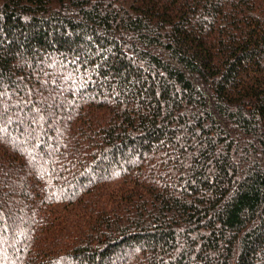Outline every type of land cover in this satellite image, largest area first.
Segmentation results:
<instances>
[{
    "label": "trees",
    "instance_id": "obj_1",
    "mask_svg": "<svg viewBox=\"0 0 264 264\" xmlns=\"http://www.w3.org/2000/svg\"><path fill=\"white\" fill-rule=\"evenodd\" d=\"M6 99L0 264H264V0H0Z\"/></svg>",
    "mask_w": 264,
    "mask_h": 264
},
{
    "label": "rangeland",
    "instance_id": "obj_2",
    "mask_svg": "<svg viewBox=\"0 0 264 264\" xmlns=\"http://www.w3.org/2000/svg\"><path fill=\"white\" fill-rule=\"evenodd\" d=\"M46 67V65H44V68ZM49 68H52L54 70V72H56L58 70V68L51 64L48 66ZM66 79L64 78L63 80H57V79H51V80H46L44 82H42V84H40V86L38 87L39 90H41L43 92V96L45 98H50V94L51 92L53 91H56V88H58V86H62L64 88V86L66 85ZM68 82H73V80L70 79V77L68 78L67 80ZM32 95L30 96L29 99L33 98L34 96H36V93L33 92L31 93ZM42 94V93H41ZM57 94V93H56ZM58 94L60 95V93L58 92ZM57 94V95H58ZM52 95V94H51ZM62 96V95H60ZM7 100V103H2L0 104V111L2 110L3 112H7L10 107H13L12 103H11V100L10 99H6ZM26 107L29 106L28 105H25ZM19 107V106H17ZM35 110H37V108L35 107ZM39 111V110H37ZM19 112H22L21 110H19ZM58 114V115H57ZM55 118H54V121H53V126L54 127H58L59 125V121L61 119V115L59 113H57ZM23 118V119H22ZM44 120H46V117H40L38 115V112H30L28 115L25 114V117L22 116V117H18V120H16L18 122L19 125H22V122L23 123H31L32 126L34 127V133L32 134V137L30 138V140L32 141H36V144L34 145V148H30L28 150H25L23 152V155L25 157V159L27 161H30L31 163H34V171L36 173H40L39 171V167H40V164L37 163V162H34V157L36 155H38V146H37V142L38 140H41L43 137H42V133H41V129L42 126H43V123H44ZM8 125H11V124H8ZM36 125V126H34ZM4 135H6V133L4 134V131H0V138L4 137ZM61 135L60 133L56 132L54 133L52 136L49 137L50 139V143L48 146H45V149L44 151L41 152L42 155H45L46 153H49L52 148L55 146V141L57 140V142H60L62 141L61 139ZM42 141V140H41ZM43 142V141H42ZM22 143V142H21ZM20 143V144H21ZM23 143H26L25 141H23ZM7 145H9L10 147H13V146H18L19 145V142L16 140V139H10L8 140V143ZM122 161V159H121ZM23 177V176H21ZM84 178L86 179H89V178H93V174H90V173H87V174H84L83 176ZM64 191V189L62 188V192ZM7 210V211H5ZM16 210L18 211V213H16V211H14L12 208H9V209H4V211L2 212V216H6V217H14L16 216V220L18 222V226L16 228V230H14V235H13V238H11L12 242H13V248H16L18 246V244L21 242V239H24L26 236L25 234L22 233V231L19 229V226H21L24 222V210H26L25 208L23 207H18L16 208ZM6 232L7 230H4L2 233L3 235L5 234L6 235ZM4 241L6 243V241L8 242V239L7 237H4ZM7 246L5 245V247H0V251H3L4 248H6ZM1 254V253H0ZM2 255V254H1ZM0 255V256H1ZM3 257V256H2ZM117 261V258L113 261V263H115Z\"/></svg>",
    "mask_w": 264,
    "mask_h": 264
}]
</instances>
